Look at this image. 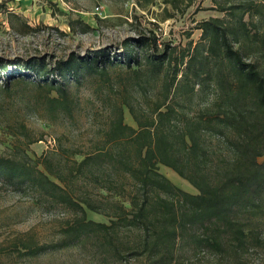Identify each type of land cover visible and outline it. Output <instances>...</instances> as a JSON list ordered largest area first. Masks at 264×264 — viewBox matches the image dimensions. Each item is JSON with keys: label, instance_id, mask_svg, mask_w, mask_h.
I'll use <instances>...</instances> for the list:
<instances>
[{"label": "trees", "instance_id": "1", "mask_svg": "<svg viewBox=\"0 0 264 264\" xmlns=\"http://www.w3.org/2000/svg\"><path fill=\"white\" fill-rule=\"evenodd\" d=\"M194 1L165 0L180 14ZM208 9L219 14L195 20L199 37L187 31L184 43L139 30L117 48L0 57V124L12 137L0 180L68 213L47 242L14 233L19 257L76 249L93 264H264L248 258L264 245V0H210ZM172 16L166 9L163 19ZM67 24L72 34L93 30L70 13ZM81 87L91 88L88 136L72 130ZM23 107L68 125L36 157L27 149L43 133Z\"/></svg>", "mask_w": 264, "mask_h": 264}, {"label": "rangeland", "instance_id": "2", "mask_svg": "<svg viewBox=\"0 0 264 264\" xmlns=\"http://www.w3.org/2000/svg\"><path fill=\"white\" fill-rule=\"evenodd\" d=\"M135 0H76L68 3L64 0H0V57L28 58L34 55L60 56L70 50L83 52L88 47L112 45L117 48L119 42L134 36L139 30L154 31L160 40H172L184 43L186 32L196 40L200 30L195 28V20L219 14L208 9L210 0H195L187 10L180 14L165 0H154L147 8H141ZM203 9L195 10L197 5ZM99 7V9H96ZM173 14L163 19L165 10ZM8 12H14L8 15ZM78 16L88 22L93 30L87 33L72 34L67 24V14ZM25 22L29 27L23 25ZM116 50V49H115ZM18 73V72H17ZM91 88L81 87L78 95L83 111L78 117V124L72 127L75 133L88 136L91 127L90 97ZM16 106V105H15ZM80 109V110H81ZM10 114L11 107L6 108ZM19 114L27 120L28 126L41 140L29 145L27 152L31 157L39 156L44 150L54 145L57 133L66 130L62 120L51 123L38 116L40 110L19 109ZM10 116H12L10 114ZM125 122L135 125L131 116L124 112ZM12 152V137L0 124V155ZM160 172L182 189L191 193L197 190L170 168L158 164ZM68 215L63 208H46L37 204L30 194L22 195L0 180V264H93L76 249L45 254L31 260L19 257L11 244L12 235L20 231L34 232L41 242L52 240L58 225ZM87 216L94 220L106 221L101 214L87 210ZM264 232V220L262 222ZM249 262L264 263V245L248 254Z\"/></svg>", "mask_w": 264, "mask_h": 264}, {"label": "built area", "instance_id": "3", "mask_svg": "<svg viewBox=\"0 0 264 264\" xmlns=\"http://www.w3.org/2000/svg\"><path fill=\"white\" fill-rule=\"evenodd\" d=\"M132 4H135V3L133 2ZM96 9H99V7H96ZM53 142H55L54 139H53Z\"/></svg>", "mask_w": 264, "mask_h": 264}]
</instances>
